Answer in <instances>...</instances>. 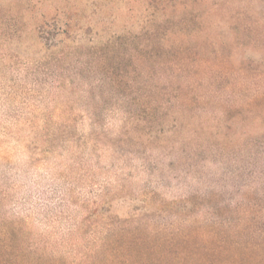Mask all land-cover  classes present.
<instances>
[{
  "label": "rangeland",
  "instance_id": "1",
  "mask_svg": "<svg viewBox=\"0 0 264 264\" xmlns=\"http://www.w3.org/2000/svg\"><path fill=\"white\" fill-rule=\"evenodd\" d=\"M196 1L0 0V264H264V0Z\"/></svg>",
  "mask_w": 264,
  "mask_h": 264
},
{
  "label": "trees",
  "instance_id": "2",
  "mask_svg": "<svg viewBox=\"0 0 264 264\" xmlns=\"http://www.w3.org/2000/svg\"><path fill=\"white\" fill-rule=\"evenodd\" d=\"M197 1L196 0H185V10H188V9H192V6L194 7V3H196ZM192 5V6H189Z\"/></svg>",
  "mask_w": 264,
  "mask_h": 264
}]
</instances>
